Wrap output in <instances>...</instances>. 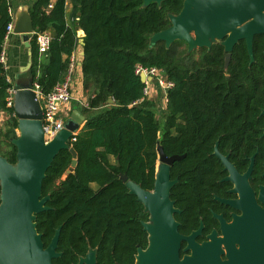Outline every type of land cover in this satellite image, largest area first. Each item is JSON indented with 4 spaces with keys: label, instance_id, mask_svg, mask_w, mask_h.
Instances as JSON below:
<instances>
[{
    "label": "trees",
    "instance_id": "obj_1",
    "mask_svg": "<svg viewBox=\"0 0 264 264\" xmlns=\"http://www.w3.org/2000/svg\"><path fill=\"white\" fill-rule=\"evenodd\" d=\"M10 4L0 0V53L12 19ZM181 6L182 0L146 6L142 0H34L30 4L33 29L51 35L44 53L38 52L34 36L29 42L32 83L43 94L50 92L65 77L70 55L80 48L83 55L77 69L88 101L87 106L72 105L85 116L75 140L70 141L77 153L73 171L66 174L72 156L61 149L42 181L41 195H49L45 202L49 208L37 213L35 221L45 244L60 226V240L70 238L81 244L78 248L74 243V254H83L89 246L97 248L99 261L104 254L119 262V254L132 255L143 236L141 221L148 214L136 196L127 192L119 174L151 190L157 143L168 156L185 154L170 168V178L177 179L170 198H179L184 162L195 161V148L184 147L181 120L185 114L194 116L196 58L186 53L183 41L166 48L163 41L150 45L149 37L167 28V14L178 13ZM78 29L83 31L82 45ZM136 64L156 67L173 83L160 119L153 100H140L144 84L135 73ZM10 88L0 61V111L8 115L0 127V154L14 163L16 148L10 139L17 136V118L13 107L7 106Z\"/></svg>",
    "mask_w": 264,
    "mask_h": 264
},
{
    "label": "flooded vegetation",
    "instance_id": "obj_2",
    "mask_svg": "<svg viewBox=\"0 0 264 264\" xmlns=\"http://www.w3.org/2000/svg\"><path fill=\"white\" fill-rule=\"evenodd\" d=\"M235 28L193 50L198 92L191 102L194 116L185 114L181 124L184 147L195 148V161L184 162L179 198L172 199L180 210L174 213L179 233L194 234L180 241L181 264H240L229 253L231 245L239 249L229 225L240 216L249 223L264 212V8L246 14ZM38 233L46 247L54 233L46 244ZM142 234L132 255L119 254L122 262L109 254L99 261L96 247L74 254V239L58 238L60 255L52 264H78L89 249H95L94 264H136L138 248L149 243L143 228Z\"/></svg>",
    "mask_w": 264,
    "mask_h": 264
},
{
    "label": "water",
    "instance_id": "obj_3",
    "mask_svg": "<svg viewBox=\"0 0 264 264\" xmlns=\"http://www.w3.org/2000/svg\"><path fill=\"white\" fill-rule=\"evenodd\" d=\"M162 1L165 0H142V4H160ZM263 8L264 0H182L178 13L167 14L170 25L151 34L149 44L163 41L168 48L174 41L180 40L186 43V53H189L199 46H210L215 38L229 30L234 32L235 25L242 23L246 14ZM33 31L28 10L20 7L15 14L12 33L20 35L23 44L29 47ZM79 31L78 40L82 45L83 31ZM226 49H230L229 44ZM80 53L83 55L82 50ZM27 64L31 65V60ZM27 74L26 82L14 88L12 94L17 136L11 138L10 142L16 148L15 162H9L0 154V264H52V259L60 255L55 250L60 226L55 229L46 247L36 230V214L49 208L45 205L49 195H41L42 181L61 149H67L72 156L66 174L73 171L77 153L70 145V139L85 121L84 115L73 108L63 122V127L53 138L45 141L42 105L32 89L28 71ZM139 77L143 82V74ZM156 150L158 163L151 190L128 179L125 173L119 174L127 192L136 196V200L143 205V211L148 214L147 220H142L141 225L148 233L149 243L145 250L138 248L136 264H181L180 241L189 240L194 234L185 237L178 231L174 213L180 210L174 207V201L170 198V189L177 179L170 178V167L184 154L168 156L159 143ZM215 154L229 168L226 158L216 148ZM243 221L244 224L240 226L239 223ZM245 221L244 216H240L229 225V236L239 245L238 250L230 246V256L240 264H264V212L249 223ZM94 262L95 249H89L84 257H80L78 264Z\"/></svg>",
    "mask_w": 264,
    "mask_h": 264
},
{
    "label": "built area",
    "instance_id": "obj_4",
    "mask_svg": "<svg viewBox=\"0 0 264 264\" xmlns=\"http://www.w3.org/2000/svg\"><path fill=\"white\" fill-rule=\"evenodd\" d=\"M48 6H51L49 4ZM11 12V11H10ZM12 17V15H11ZM13 28V19L7 24L5 38H7ZM78 33V31H77ZM35 43L39 53H44L48 50L51 41V35L48 31H33ZM0 61L5 64V51L2 50L0 53ZM76 66V54L72 53L69 57V64L67 72L62 81L57 82L52 90L47 94H43L37 83H33L32 89L35 91L43 110V121L42 127L44 131L45 141L50 140L53 136L63 127V122L69 116V104L72 99L71 95V80ZM135 73L140 76L143 74V96L140 100H149L153 95V85L159 88L162 92L161 104L163 101L162 108L165 109L167 101V90L173 86L172 81L168 80L159 69L156 67H146L141 64L135 65ZM13 88L8 90V96L6 98L7 106H12V94ZM83 106L88 105L87 98L82 101ZM75 133L70 141L75 140Z\"/></svg>",
    "mask_w": 264,
    "mask_h": 264
},
{
    "label": "crops",
    "instance_id": "obj_5",
    "mask_svg": "<svg viewBox=\"0 0 264 264\" xmlns=\"http://www.w3.org/2000/svg\"><path fill=\"white\" fill-rule=\"evenodd\" d=\"M9 1L11 3L10 10H11L13 23H14L15 14L17 13L18 9L20 7H23L28 10L30 4L34 0H9ZM68 7H69V4H68ZM79 30L80 29H78V33L80 32ZM3 50L5 51L4 68L6 70L7 80L11 82L12 88L14 89L18 87L20 84L25 83L26 80L28 79L27 71L30 65L28 66L27 63L29 62V60H31V55L29 54L30 46L26 47L23 44V41L20 35L13 34L11 32V34L4 40ZM80 52H81L80 48H78L75 52L76 66H75V70H74L72 80H71L72 99L68 106L69 113L73 109L72 105L83 106L82 101L86 98L84 91H83L82 83H81V75L79 72L80 70L77 69L78 68L77 65L80 63V60H81ZM152 88H153V95L149 100H153L156 103V105H158V100L162 99V92L159 88H156V86L154 85ZM3 113L4 112L0 111V115Z\"/></svg>",
    "mask_w": 264,
    "mask_h": 264
},
{
    "label": "rangeland",
    "instance_id": "obj_6",
    "mask_svg": "<svg viewBox=\"0 0 264 264\" xmlns=\"http://www.w3.org/2000/svg\"><path fill=\"white\" fill-rule=\"evenodd\" d=\"M189 53H191V52H189ZM192 55L196 58V53H195V51L193 52V50H192ZM84 93H85V96L87 98L86 91ZM162 105H163V101H162V104H161V99H160V100H158V105H156V107H155L156 108V112H157V116H158L159 119L161 118V115L163 113ZM7 117H8V115L6 113H3V114L0 115V120H1L0 127L4 126V123H5V120L7 119ZM16 133H17V129H16Z\"/></svg>",
    "mask_w": 264,
    "mask_h": 264
}]
</instances>
